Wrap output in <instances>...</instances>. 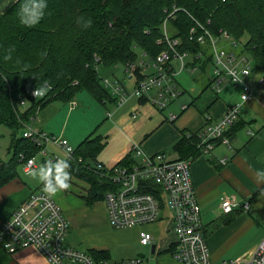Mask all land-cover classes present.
<instances>
[{"label": "crops", "instance_id": "1", "mask_svg": "<svg viewBox=\"0 0 264 264\" xmlns=\"http://www.w3.org/2000/svg\"><path fill=\"white\" fill-rule=\"evenodd\" d=\"M137 53L134 60L136 64L143 59V51L137 49ZM176 62L175 59L170 60V65L175 70ZM187 62L190 60L187 59ZM119 64L121 63L105 68H117ZM121 65L122 81L117 79L114 73L111 77L101 79L116 80L131 92L135 80L141 73L137 70L134 76L130 75L126 65ZM189 67L188 64V74H199L197 81L203 89L192 102L181 105L180 114L175 115L174 119L170 118L174 114L166 116L163 113L170 111L169 106L173 105L181 94L165 108L159 109L151 101L155 91H150L147 96H142L143 98L131 96L121 106L114 103L115 97L112 94V100L101 104L88 92L81 91L67 103L50 102L40 109L33 126L56 138L65 139L72 147H76L107 119L114 117L112 126L103 136L107 141L106 145L97 156V161L104 167L112 168L128 154L133 155L131 147L135 144L143 154L151 155L161 151L168 158L165 147L173 146L180 138L181 129L197 131L207 121L216 119L228 106L239 101L240 93L237 86L228 84L219 92L208 86L212 80V64H207L203 71L197 68L192 72ZM256 74L249 79L255 88ZM105 89L110 93L109 88ZM209 89L214 93H204ZM225 89L237 93L233 101L221 96V91ZM107 112H111L110 117H107ZM164 121L172 123V126H167L166 131L160 128ZM229 130L230 147L224 143H217L211 153L201 151L191 162L192 182L200 206L202 232L210 252L209 264L230 262L247 264L253 249L264 238V88L243 105L237 120ZM9 146L10 142L3 151L4 158L0 156V161L9 159ZM47 150L49 153L63 152L64 155L62 148L53 142L47 144ZM172 152L177 159V152L173 149ZM1 153L2 151L0 155ZM133 156L137 159L136 155ZM21 172L27 178L30 177L22 168ZM22 175L17 172L14 178L0 187V223L35 191L31 182ZM66 193L63 191L56 196L64 200L67 198ZM222 196L235 198L239 202V207L230 213H224L220 205ZM244 203L249 205L247 210L242 206ZM84 204L86 209L77 216L75 210L68 213L65 209L64 215L66 214L69 222L65 245L87 250L96 259H112L116 254L126 257L139 243V233L146 231L153 235V241L142 246L151 249L152 244L155 245L154 253L150 251L155 264H181L169 253L175 241V234L167 211V215L162 219L142 227L113 229L109 225L102 199L92 204L84 201ZM94 204H101L97 207L99 211L92 210ZM141 256L147 262L148 259L144 255ZM0 264H49V262L33 246L23 247L12 254L0 247Z\"/></svg>", "mask_w": 264, "mask_h": 264}, {"label": "trees", "instance_id": "2", "mask_svg": "<svg viewBox=\"0 0 264 264\" xmlns=\"http://www.w3.org/2000/svg\"><path fill=\"white\" fill-rule=\"evenodd\" d=\"M22 2L14 0L0 13V125L12 131L10 157L0 161V187L14 178L17 167L22 168L30 157H35L37 165L50 160L38 153V144L18 134L34 124L40 109L50 102L67 103L81 91L105 104L112 96L101 83L97 65L132 62L137 49L152 58L167 48L164 42L157 43L164 36V8L176 5L187 9L202 23L210 19V29L215 34L225 29L235 39L246 36L243 47L253 59V70L264 76V0H47L45 17L33 27L19 21L17 12ZM79 17L91 18V27L77 23ZM193 24L190 16L179 10L168 22L167 35L179 38L178 49L188 53V64L199 63L203 71L212 63V57L208 47L188 40ZM10 48L14 49L11 59L5 60ZM199 52L207 53L208 59L201 63L196 57ZM39 84L49 90L34 98L31 92ZM19 98L26 101L23 110ZM197 131L180 130V138L172 146L177 159L192 162L200 154ZM230 134L229 130V138ZM106 142L102 135L92 132L74 147L73 158L68 161L71 175L91 184L82 197L87 204L103 200L104 192L113 186L108 175L112 169L97 161ZM132 156L128 154L117 165L136 164ZM147 190L158 189L149 184ZM0 247L3 249L1 244ZM172 250L173 245L170 254Z\"/></svg>", "mask_w": 264, "mask_h": 264}, {"label": "built area", "instance_id": "3", "mask_svg": "<svg viewBox=\"0 0 264 264\" xmlns=\"http://www.w3.org/2000/svg\"><path fill=\"white\" fill-rule=\"evenodd\" d=\"M179 10L187 13L194 22L189 29L188 40L208 47L212 57V80L209 87L215 92L228 84L239 87V101L228 106L216 119L207 121L196 132L199 139L197 147L204 153H211L217 145L215 140L230 147L228 131L237 120L243 105L256 92L261 91L264 76L254 72L253 59L245 56L244 53L248 52L243 47V42L235 39L225 29L218 30L217 34L213 33L210 19L202 23L187 9L176 5L164 8V36L157 43L164 42L167 48L152 58L143 52V59L137 64L134 61L125 64L130 75L134 76L137 70L141 73V77L135 80L132 91H127L116 80L109 78H103L102 83L115 97L114 103L117 106L123 105L131 96H147L150 91H155L151 101L159 109L176 99L182 92L175 76L177 72L188 69L189 56L187 52L178 49L179 38L167 35L168 22ZM196 57L201 63L208 59L207 53L203 52H199ZM171 59L178 62L176 70L170 65ZM197 68L199 63L189 67L192 72ZM255 74L257 88L249 82ZM33 91L32 97H42H35ZM19 105L26 107V101L19 98ZM106 115L110 117L111 112ZM170 118L174 119L175 115ZM33 125L26 126L22 133L40 146L38 153L41 156L53 161L63 159L48 152L47 144L53 142L64 151V159L72 160L74 147L67 140L56 138ZM131 151L137 157L136 164L109 168L112 169L108 175L113 186L103 195L109 225L113 229L142 227L162 219L167 211L175 234L172 258L181 264H209L210 252L202 232L200 206L192 182L191 160L168 159L161 151L146 155L137 144L132 145ZM224 162L225 159L222 160ZM36 167L33 156L22 165V170L29 173ZM149 184L156 186L157 192L148 191ZM220 205L224 213H230L239 207V202L235 198L222 196ZM242 206L245 210L249 208L248 203ZM68 229L69 222L56 200L43 190L34 191L0 223V244L10 254L23 247L33 246L49 264H145L146 260L141 255L125 259H96L87 250L67 246L64 240ZM152 241L153 235L150 232L139 233L141 245H149ZM246 263L264 264V238L253 249Z\"/></svg>", "mask_w": 264, "mask_h": 264}, {"label": "rangeland", "instance_id": "4", "mask_svg": "<svg viewBox=\"0 0 264 264\" xmlns=\"http://www.w3.org/2000/svg\"><path fill=\"white\" fill-rule=\"evenodd\" d=\"M13 1L14 0H2L0 2V13L7 7V5H10ZM245 40H246V36L241 38L242 42H245ZM244 54H245V56L248 59L251 58L248 53H244ZM177 67H178V62H176V69H177ZM96 71H97V73H98V75L100 77H111L112 73H114L117 79H119L120 81L123 80V69H122V65L121 64L117 65V68H105L104 65L99 64V65L96 66ZM187 71H188V69H184L181 72H177V74L175 76L177 82L180 85L182 93L173 102V105L169 106L170 107V111L167 110L164 113H163V111H160L166 116H170L171 114L179 115L180 114L181 105L184 104V103L192 102L194 100V98L198 94H200L202 89H203L200 86V84L198 83V81H197V77H198L199 74L197 75V73H195V74L191 75V74H188ZM204 93L213 94L214 92L211 89H209L207 91H204ZM221 96H223L224 98L228 99L229 101H233V98H234V96H237V93L234 92L231 89H225V90L221 91ZM169 107H168V109H169ZM20 109L23 110L22 107H20ZM112 111H113V109H112ZM113 118L114 117H111L110 119H107L104 123H102L96 129L95 132L97 134L105 136L107 134L106 130L109 127L112 126ZM162 123H164V124H160V128H161L162 131H166L167 130V126H172V123H170V122H165L164 121ZM11 132H12L11 129L5 127L4 125H0V151H2L0 156L2 158H4V156H5V155H3V151L8 146V144H9V142L11 140ZM18 134L21 135L22 132L19 131ZM165 148H166L165 152H167L168 155H169L168 158L174 160L175 159V154L172 152V145L171 146H167ZM54 154L55 155L58 154L59 156L64 158L63 152L61 154L54 152ZM132 157L135 158L134 156H132ZM38 159H40V158H38ZM41 164H43V163L41 162ZM16 170H17V172L20 175H22L20 166L17 167ZM22 176L26 177L24 174ZM71 176H72L71 187L66 191L67 192L66 193L67 194V198L64 199V200L61 197H59V196H54V198L58 202V204H60V207L63 210V212H65V209L67 210L68 213H71V212L73 213V211L75 210V216H77L81 212H83L84 209H86V206L84 204V201H83L82 197L87 195L88 191L91 188V184L86 182V181H84V180H82V179H80V178H78V177H76V176H73V175H71ZM27 179L31 182V186L35 189V191L43 190V185L38 180L33 179L31 176L28 177ZM100 205L101 204H94L92 206V210L93 211L94 210L95 211L96 210L99 211V209H97V207L100 206ZM150 251H151V249L149 247L142 246L141 244L138 243L136 245V247L134 248V250L129 255H127L126 257L125 256H119V255L116 254L115 256H113L112 259H125V258H130V257H136L138 255H144L148 259L147 262L145 261L146 264H155V262L153 260V256L150 254ZM150 258H152L151 262H150Z\"/></svg>", "mask_w": 264, "mask_h": 264}, {"label": "clouds", "instance_id": "5", "mask_svg": "<svg viewBox=\"0 0 264 264\" xmlns=\"http://www.w3.org/2000/svg\"><path fill=\"white\" fill-rule=\"evenodd\" d=\"M47 0H23L18 9L17 15L22 25L33 27L40 23L46 15ZM77 23H82L85 28L91 27V18L79 17ZM14 49H9L5 55V60L11 59V52ZM49 90L44 84L37 85L33 91V95L44 96ZM30 164L32 161L29 162ZM29 175L38 180L43 185V192L50 197L56 196L58 193L67 191L71 187V165L67 159L48 160L41 164L38 168H33Z\"/></svg>", "mask_w": 264, "mask_h": 264}, {"label": "water", "instance_id": "6", "mask_svg": "<svg viewBox=\"0 0 264 264\" xmlns=\"http://www.w3.org/2000/svg\"><path fill=\"white\" fill-rule=\"evenodd\" d=\"M154 250H155V245L152 244V246H151V253H152V254L154 253Z\"/></svg>", "mask_w": 264, "mask_h": 264}]
</instances>
